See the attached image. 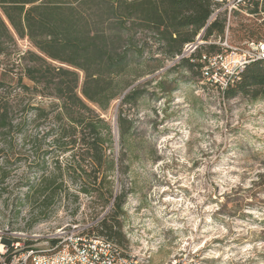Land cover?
<instances>
[{
  "label": "rangeland",
  "instance_id": "1",
  "mask_svg": "<svg viewBox=\"0 0 264 264\" xmlns=\"http://www.w3.org/2000/svg\"><path fill=\"white\" fill-rule=\"evenodd\" d=\"M247 13L232 21L233 46L247 40V29L264 34V25ZM28 51H36L28 38L16 37L0 55L16 125L7 142L0 138V161L9 160V176L0 180V237L24 241L28 233L43 236L66 225L92 233L110 209L79 193L72 172L54 209L24 200L44 166L70 160L54 142L60 102L20 86ZM179 61L136 81L131 88L144 93L136 104L120 97L98 110L112 126V178L127 194L121 219L128 242L120 246L150 254V264H264V98L226 100L217 85ZM23 83L32 86L26 77ZM121 117L133 125L124 139ZM44 239L38 247L47 245Z\"/></svg>",
  "mask_w": 264,
  "mask_h": 264
},
{
  "label": "trees",
  "instance_id": "2",
  "mask_svg": "<svg viewBox=\"0 0 264 264\" xmlns=\"http://www.w3.org/2000/svg\"><path fill=\"white\" fill-rule=\"evenodd\" d=\"M261 2L254 0V11ZM213 5V0H0V55L9 51L16 37L32 43L36 51L27 52L29 63L20 86L60 102L56 115L60 132L54 142L62 153H70L66 165L58 159L51 170L41 169L39 181L28 186L24 200L39 209H54L58 193L70 188L65 174L72 172L79 193L98 200L101 209H110L97 223L96 233H90L121 246L128 242L121 219L127 194L112 178L116 171L109 153L112 126L98 110L107 111L120 97L136 104L144 93L132 85L169 69L167 63L177 57V66L203 79V54H216L221 48L199 44L189 54L184 48L201 34ZM223 30L224 23L218 20L206 28L202 39ZM247 31V40L264 38L258 30ZM23 77L32 86L24 84ZM8 87L0 80V138L5 142L16 129ZM221 94L226 100L264 98V59L248 64ZM120 126L124 139L133 125L121 117ZM8 168L9 160L2 159L0 180L8 178Z\"/></svg>",
  "mask_w": 264,
  "mask_h": 264
},
{
  "label": "built area",
  "instance_id": "3",
  "mask_svg": "<svg viewBox=\"0 0 264 264\" xmlns=\"http://www.w3.org/2000/svg\"><path fill=\"white\" fill-rule=\"evenodd\" d=\"M212 13L198 40L188 46L194 51L199 44L218 45L221 52L204 53L203 77L224 92L248 64L264 59V38L249 39L239 46L229 43L233 19L244 9L247 15L264 25L262 2L254 11V0H213ZM263 1V0H262ZM224 23L221 34L214 32L207 40L202 33L216 21ZM12 235H15L12 233ZM24 241L14 237H0V264H150L151 255L129 253L117 242L81 230L76 225H66L54 232L44 234L37 231L25 235ZM45 238V247H38L40 238ZM166 264H174L173 260Z\"/></svg>",
  "mask_w": 264,
  "mask_h": 264
}]
</instances>
